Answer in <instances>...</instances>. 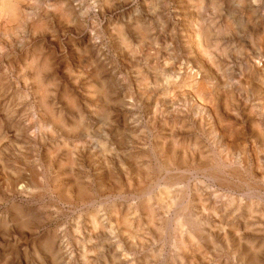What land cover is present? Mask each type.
Instances as JSON below:
<instances>
[{"label": "rangeland", "instance_id": "rangeland-1", "mask_svg": "<svg viewBox=\"0 0 264 264\" xmlns=\"http://www.w3.org/2000/svg\"><path fill=\"white\" fill-rule=\"evenodd\" d=\"M20 1H0V264H264V0Z\"/></svg>", "mask_w": 264, "mask_h": 264}, {"label": "bare ground", "instance_id": "bare-ground-1", "mask_svg": "<svg viewBox=\"0 0 264 264\" xmlns=\"http://www.w3.org/2000/svg\"><path fill=\"white\" fill-rule=\"evenodd\" d=\"M0 1H1L2 6H3V7H2V10H3V8H4V11L7 10L8 12H13V10H14V5H17V4H15V2L17 3L18 0H0ZM19 1H20V0H19ZM103 1H104V0H103ZM116 1H117V0H116ZM214 1H215V0H214ZM214 1H213V2H214ZM20 2H23V1H20ZM13 3H14V4H13ZM18 3H19V2H18ZM187 3H188V2H187ZM103 4L105 5V3H103ZM189 4H190V3H189ZM203 4H204V3H203ZM213 4H214V3H213ZM33 5H34V4H33ZM36 5H37V4H36ZM119 5H120V4H119ZM186 5H188V4H186ZM197 5H198V4H197ZM209 5H210V4H209ZM215 5H216V4H215ZM18 6H19V5H18ZM190 6H192V4H191ZM34 7H35V6H34ZM34 7H33V8H34ZM182 7H183V6H182ZM148 8H149V7H148ZM150 8H152V6H151ZM186 8H187V7H186ZM17 9H18V8H17ZM197 9H198V8H197ZM213 9H214V8H213ZM216 9H218V8H216ZM2 10H1V11H2ZM35 10H36V9H35ZM185 10H186V9H185ZM192 10H194V9H192ZM195 10H196V9H195ZM14 11H15V10H14ZM19 11H20V10H19ZM33 11H34V10H33ZM188 11H189V10H188ZM196 11H197V10H196ZM15 12H16V11H15ZM190 12H191V11H189V13H190ZM6 13H7V12H6ZM33 13H34V12H33ZM200 13H201V12H200ZM200 13H199V15H200ZM1 14H2V13H1ZM13 14H14V13H11V15H13ZM196 14H198V13H196ZM262 14H263V13H262ZM28 15H30V13H29ZM33 15H34V14H33ZM18 16H19V15H18ZM18 16L14 17V18L17 19ZM248 16H249V14H248ZM252 16H253V15H252ZM25 17H26V16H25ZM154 17H155V16H154ZM191 17H192V16H191ZM0 18H1V17H0ZM16 19H14V22H15ZM36 19H37V18H36ZM197 19H199V17H198ZM201 19L204 20V18H202V16H201ZM247 19H248V21H249L250 18H247ZM247 19H246V21H247ZM259 19H260V18H259ZM64 20H65V19H64ZM257 20H258V19H257ZM191 21H192V19H191ZM191 21H190V22H189V21H188V22L186 21V25H185L186 28H185V30H187L186 32L189 33V35H188L189 38H187V42L185 41V45H184V46H187V45L189 44L190 47H194L193 49L196 50V52L198 53V55H200V56L204 55V56H205V55H207V54H204L205 51L203 52V50H205V48H207V51H208V49H211V47H212V48L214 47V46H212V40H211V38H212V33H211V30L208 29V26H207V28H203V29H202V28H201V29H197V28L195 29V27H196V26H195V23H194V22H191ZM194 21L196 22V19H194ZM201 21H202V20H201ZM250 21H251V20H250ZM57 22H58V21H57ZM241 22H242V21H241ZM260 22H261V21H260ZM61 23H62V22H61ZM193 23H194V24H193ZM197 23H198V22H197ZM242 23H243V22H242ZM248 23H249V22H248ZM248 23H247V24H248ZM111 24H112V23H111ZM198 24H199V23H198ZM28 25H29V24H28ZM34 25H35V24H34ZM68 25H69V24H68ZM74 25H75V24H74ZM189 25H190L191 27H189ZM24 26H26V25H24ZM198 26L201 27L200 24H199ZM211 26H213V25H211ZM220 26H221V25H220ZM227 26H228V25H227ZM229 26H230V24H229ZM162 27H163V26H162ZM213 27H214V26H213ZM232 27H233V26H232ZM190 28H193L194 30L191 29L192 31H191V30L189 31L188 29H190ZM104 29H105V28H104ZM133 29H134V28H133ZM159 29H160V28H159ZM222 29H223V28H222ZM252 29H253V28H252ZM217 30H218V31H219V30L221 31V29H217ZM256 30H257V29H256ZM6 31H7V30H6ZM139 31H140V30H139ZM160 31H161V30H160ZM163 31H164V30H163ZM226 31H227V30H225V32H226ZM245 31H246V30H245ZM10 32H11V30H10ZM175 33H176V32H175ZM217 33H218V32H217ZM223 33H224V32H223ZM2 34H3V33H2ZM94 34H95V33H94ZM138 34H139V33H138ZM233 34H234V33H233ZM13 35H14V34H13ZM140 35H141V34H140ZM217 35H218V34H217ZM141 36H142V35H141ZM263 36H264V35H263ZM17 38H18V37H17ZM35 38H36V37H35ZM249 38H250V37H249ZM262 38H263V37H262ZM243 39H244V38H243ZM260 39H261V37H260ZM171 40H172V39H171ZM261 40H262V39H261ZM261 40H260V41H261ZM161 41H162V40H161ZM256 41H257V40H256ZM121 42H124V40L121 41ZM151 42H152V41H151ZM216 43H217V42H216ZM127 44H128V43H127ZM183 44H184V43H183ZM263 44H264V43H263ZM258 45H259V44H258ZM258 45H257V46H258ZM260 45L263 47L262 43H261ZM131 46H132V45H131ZM252 46H254V45H252ZM129 47H130V46H129ZM190 47H189V48H190ZM203 47H205V48L203 49ZM262 47H261V48H262ZM253 48L255 49V46H254ZM215 49H216V48H215ZM240 49H241V48H240ZM240 49H239V50H240ZM257 49H258V48H257ZM259 49H260V48H259ZM263 49H264V48H263ZM213 50H214V49H213ZM260 50H261V49H260ZM124 51H125V50H124ZM193 51H194V50H193ZM215 51H216V50H215ZM224 51H226V50H224ZM237 51H238V50H237ZM162 52H163V51H162ZM217 52H218V51H217ZM217 52H216V54H217ZM232 52H233V51H232ZM260 52H261V51H260ZM165 53H166V52H165ZM175 53H176V52H175ZM175 53H174V54H175ZM205 53H206V52H205ZM218 53H219V52H218ZM236 53H237V52H236ZM254 53H255V52H254ZM257 53H258V52H257ZM134 54H136V53H134ZM185 54H186V53H185ZM260 54H262V53H260ZM150 55H151V54H150ZM217 55H218V54H217ZM254 55H255V54H254ZM173 56H174V55H173ZM177 56H178V55H177ZM177 56H176V57H177ZM229 56H230V55H229ZM251 57H253V56H251ZM258 57L260 58V55L257 56V58H258ZM261 57H263V56H261ZM168 58H169V57H168ZM204 58H205V57H204ZM254 58H255V57H254ZM202 59H203V58H202ZM261 59H262V58H261ZM261 59H259V60L261 61ZM36 60H37V59H36ZM205 60H206V59H205ZM252 60H253V58H252ZM263 60H264V59H263ZM53 61H54V60H53ZM207 61H208V60H207ZM216 61H217V60H216ZM247 62H248V61H247ZM255 62H257V61H255ZM251 63H252V62H251ZM251 63H250V64H251ZM260 63H262V61H261ZM245 64H247V63H245ZM245 64H244V65H245ZM248 64H249V63H248ZM248 64H247V65H248ZM253 64H254V61H253ZM244 65H243V66H244ZM247 65H246V66H247ZM256 65H257V63H256ZM256 65H255V66H256ZM263 65H264V63H263ZM208 66H209V65H208ZM210 66H211V65H210ZM220 66H221V65H220ZM243 66H242V67H243ZM246 66H245V68L248 67V66H247V67H246ZM251 66H252V65H251ZM251 66H250V67H251ZM255 66H252V68L255 67ZM257 67L259 68L260 65L257 66ZM257 67H256V69H258ZM33 68H34V67H33ZM213 68H214V67H213ZM222 68H223V67H222ZM222 68H221V69H222ZM248 68H249V67H248ZM261 68H262V66H261ZM37 69H38V68H37ZM37 69H35L36 72H37ZM259 69H260V68H259ZM214 70H215V69H214ZM214 70H213V71H214ZM188 71H190V70H188ZM191 71H192V70H191ZM193 71H194V70H193ZM216 71H217V70H216ZM242 71H243V70H242ZM257 71H258V70H257ZM262 71H263V70H262ZM222 72H223V71H222ZM222 72H221V73H222ZM240 72H241V71H240ZM263 72H264V71H263ZM34 73H35V71H34ZM84 73H85V72H84ZM215 73H217V72H215ZM218 73H219V72H218ZM260 73H261V72H260ZM222 74H223V73H222ZM154 75H156V74H154ZM217 76H218V75H217ZM258 76H264V74H263V75H260V74H259ZM169 77H171V76H169ZM185 77H186V76H185ZM219 77H220V76H219ZM34 78H35V77H34ZM91 78H92V77H91ZM143 78H144V77H143ZM143 78H142V79H143ZM197 78H198V77H197ZM220 79H221V78H220ZM147 80H148V79H147ZM218 80H219V79H218ZM96 81H97V80H96ZM208 81H209V80H208ZM142 82H143V81H142ZM165 82H166V81H165ZM201 82H202V81H201ZM204 82H205V81H204ZM222 82H223V81H222ZM168 83H169V82H168ZM168 83H167V84H168ZM173 83H174V82H173ZM199 83H200V82H199ZM163 84H164V83H163ZM209 84H211V82H210ZM259 84H260V83H259ZM39 85H40V84H38V86H39ZM202 85H204L203 82L201 83V86H202ZM207 85H208V83H207ZM156 86H157V85H156ZM181 86H182V85H181ZM205 86H206V85H205ZM256 86H257V85H256ZM259 86H260V85H259ZM39 87H40V86H39ZM145 87H146V86H145ZM183 87H184V86H183ZM190 87H192V86H190ZM203 87H204V86H203ZM203 87L200 88V89H203ZM232 87H235V86L232 85ZM238 87H239V86H238ZM41 88H42V87H41ZM178 88H179V87H178ZM210 88H211V87H210ZM258 88H259V87H257V89H258ZM261 88H262V87H261ZM57 89H58V88H57ZM174 89H175V88H174ZM191 89H192V88H191ZM207 89H208V88H207ZM263 89H264V88H263ZM39 90H41V89H39ZM43 90H44V89H43ZM221 90H222V89H221ZM235 90H236V88H235ZM41 91H42V90H41ZM107 91H108V90H107ZM203 91H204V90H203ZM203 91H202V92H203ZM209 91L211 92V90H209ZM209 91L206 90V91L203 92V93H207V92H209ZM260 91H262V90H260ZM43 92H44V91H43ZM252 92H253V91H252ZM33 93H34V92H33ZM38 93H39V92H38ZM41 93H42V92H41ZM86 93H87V92H86ZM91 93H92V92H91ZM117 93H118V92H117ZM203 93H202V94H203ZM234 93H235V92H234ZM260 93H261V92H260ZM125 94H126V93H125ZM164 94H165V93H164ZM170 94H171V93H170ZM194 94H195V93H194ZM194 94H193V95H194ZM242 94H243V93H242ZM263 94H264V93H263ZM37 95H38V94H37ZM42 95H44V94H42ZM42 95H40V96H42ZM92 95H93V94H92ZM92 95H91V96H92ZM95 95H96V94H95ZM135 95H136V94H135ZM195 95H196V94H195ZM205 95H206V94H205ZM233 95H234V94H233ZM93 96H94V95H93ZM122 96H123V95H122ZM132 96H133V95H132ZM225 96H226V95H225ZM230 96H231V95H230ZM85 97H86V96H85ZM247 97H248V96H246V98H247ZM252 97H253V96H252ZM40 98H41V97H40ZM46 98H47V97H46ZM87 98H88V97H87ZM101 98H102V97H101ZM151 98H152V97H151ZM167 98H168V97H167ZM199 98H200V97H199ZM260 98H261V97H260ZM263 98H264V97H263ZM132 99H133V98H132ZM200 99H201V98H200ZM200 99H199V100H200ZM100 100H101V99H100ZM203 100H204V99H203ZM228 100H229V99H228ZM233 100H234V99H233ZM259 100H260V99H259ZM46 101H47V100H46ZM98 101H99V100H98ZM110 101H111V100H110ZM207 101H208V100H207ZM210 101H212V100H210ZM214 101H215V100H214ZM231 101H232V100H231ZM256 101H257V100H256ZM263 101H264V100H263ZM263 101H262V102H263ZM95 102H96V101H95ZM162 102H163V101H162ZM212 102H213V101H212ZM68 103H69V102H68ZM160 103H161V102H160ZM173 103H174V102H173ZM226 103H227V102H226ZM231 103H232V102H231ZM260 103H261V102H260ZM93 104H94V103H93ZM200 104H201V103H200ZM220 104H221V103H220ZM234 104H235V103H234ZM98 105H99V104H98ZM169 105H170V104H169ZM224 105H225V104H224ZM244 105H245V103H244ZM244 105H243V106H244ZM255 105H256V103H255ZM258 105H259V104H258ZM260 105H261V104H260ZM43 106H44V105H43ZM225 106H226V105H225ZM126 107H127V106H126ZM200 107H201V106H200ZM202 107H204V106L202 105ZM213 107H214V106H213ZM226 107H227V106H226ZM102 108H103V107H102ZM237 108H238V107H237ZM244 108H245V107H244ZM92 109H93V108H92ZM122 109H123V108H122ZM209 109H210V108H209ZM225 109H226V108H225ZM225 109H224V110H225ZM254 109H255V108H254ZM261 109H262V108H261ZM54 110H55V109H54ZM101 110H102V109H101ZM106 110H107V109H106ZM197 110H198V109H197ZM210 110H211V109H210ZM255 110H256V109H255ZM88 111H90V109H89ZM94 111H95V110H94ZM120 111H121V110H120ZM155 112H156V111H155ZM225 112H226V111H225ZM144 113H145V112H144ZM261 113H262V112H261ZM263 113H264V112H263ZM92 114H93V112H92ZM97 114H98V113H97ZM227 114H229L228 111H227ZM169 115H170V114H169ZM178 115H180V114L178 113ZM107 116H108V115H107ZM80 117H81V116H80ZM95 117H96V116H95ZM164 117H165V116H164ZM208 117H209V116H208ZM214 117H215V116H214ZM200 118H201V117H200ZM249 119H250V118H249ZM217 120H218V119H217ZM173 121H174V120H173ZM195 121H196V120H195ZM207 121H208V120H207ZM216 123H218V122H216ZM225 123H226V122H225ZM40 124H41V123H40ZM61 124H62V123H61ZM144 124H145V123H144ZM184 125H185V124H184ZM204 125H205V124H204ZM210 125H211V124H210ZM40 126H41V125H40ZM49 126H50V125H49ZM165 126H166V125H165ZM222 126H223V125H222ZM62 127H63V126H62ZM125 127H126V126H125ZM163 127H164V126H163ZM75 128H76V127H75ZM75 128H74V131H75V130L77 131V129H75ZM43 129H44V128H43ZM72 129H73V128H71V130H72ZM90 129H91V128H90ZM123 129H124V128H123ZM256 129H258V128H256ZM87 130H88V129H87ZM174 130H175V129H174ZM217 130H218V129H217ZM231 130H232V129H231ZM249 130H250V129H249ZM107 131H108V130H107ZM175 131H176V130H175ZM212 131H213V130H212ZM67 132H68V131H67ZM69 132H70V131H69ZM78 132H79V131H78ZM81 132H82V131H81ZM197 132H198V131H197ZM255 132H256V131H255ZM79 133H80V132H79ZM84 133H85V131H84ZM170 133H171V131H170ZM254 134H255V133H254ZM68 135H69V134H68ZM200 135H201V134H200ZM214 135H215V134L213 133V136H214ZM89 136H90V135H89ZM211 136H212V135H211ZM236 136H238V135H236ZM209 137H210V136H209ZM104 138H105V137H104ZM212 138H213V137H212ZM223 138H224V137H223ZM214 139H215V138H214ZM169 140H170V139H169ZM171 140H172V139H171ZM173 140H174V139H173ZM173 140H172V143H174ZM219 140H220V139H219ZM160 141H161V140H160ZM169 142H170V141H169ZM184 142H185V141H184ZM233 142H234V141H233ZM167 143H168V142H167ZM170 143H171V142H170ZM252 143H253V142H252ZM260 143H261V142H260ZM160 145H161V144H160ZM170 145H171V144H170ZM210 145H211V144H210ZM224 145H225V144H224ZM229 145H230V144H229ZM251 145H252V144H251ZM83 146H84V145H83ZM172 146H174V145H172ZM172 146H171V147H172ZM242 146H243V144H242ZM73 147H74V146H73ZM98 147H100V146H98ZM58 148H59V147H58ZM180 148H181V147H180ZM225 148H226V147H225ZM228 148H229V147H228ZM228 148H227V149H228ZM69 149H70V148H68L67 150H69ZM145 149H146V148H145ZM167 149H168V148H167ZM241 149H242V147H241ZM77 150H78V149H77ZM101 150H103V149H101ZM163 150H164V149H163ZM177 150H178V149H177ZM109 151H110V150H109ZM182 151H183V150H182ZM250 151H251V150H250ZM261 151H262V149H261ZM50 152H51V151H50ZM105 152H106V150H105ZM215 152H216V151H215ZM224 152H225V151H224ZM235 152H236V151H235ZM241 152H242V151H241ZM262 152H263V151H262ZM103 153H104V152H103ZM109 153H110V152H109ZM233 153H234V152H233ZM237 153H239V152H237ZM260 153H261V152H260ZM260 153H259V154H260ZM93 154H94V153H93ZM200 154H201V153H200ZM225 154H226V153H225ZM227 154H228V153H227ZM229 154H230V153H229ZM229 154H228L227 156H229ZM242 154H243V153H242ZM244 154H245V153H244ZM244 154H243V155H244ZM254 154H256V153H254ZM189 155H190V154H189ZM196 155H197V154H196ZM236 155H237V154H236ZM239 155H240V154H238L237 156H239ZM263 155H264V154H263ZM104 156H105V155H104ZM107 156H108V155H107ZM190 156H191V155H190ZM200 156H201V155H200ZM200 156H199V157H200ZM223 156H225V155H223ZM223 156H222V157L220 156V157L223 158ZM232 156H233V155H232ZM232 156L230 155L231 158H232ZM256 156H257V155H256ZM260 156H261V155H260ZM21 157H22V156H21ZM101 157H102V156H101ZM108 157H109V156H108ZM135 157H136V156H135ZM233 157H234V156H233ZM245 157H246V156H245ZM252 157H253V156H252ZM165 158H166V157H165ZM202 158H203V157H202ZM202 158L200 159V161L202 160ZM221 158H220V161H222ZM225 158H226V157H225ZM242 158H243V156H242ZM256 158H257V157H256ZM69 159H70V158H69ZM91 159H92V158H91ZM103 159H105V158H103ZM229 159H230V158H229ZM258 159H259V158H258ZM139 160H140V159H139ZM182 160H183V159H182ZM182 160H181V161H182ZM189 160H190V159H189ZM193 160H194V159H193ZM245 160H246V159H245ZM4 161H5V160H4ZM99 161H100V159H99ZM104 161H106V160H104ZM133 161H134V160H133ZM137 161H138V160H137ZM137 161H136V162H137ZM198 161H199V160H198ZM200 161H199V162H200ZM204 161H205V160H204ZM231 161H232V160H231ZM241 161H242V160H241ZM118 162H119V161H118ZM136 162H134V163H136ZM227 162H228V160H227ZM236 162H237V161H236ZM256 162H258V160H257ZM66 163H67V162H66ZM119 163H120V162H119ZM131 163H132V162H131ZM204 163H206V161H205ZM223 163H224V162H223ZM198 164H199V163H198ZM213 164H214V163H213ZM153 165H154V164H153ZM168 165H169V164H168ZM221 165H222V164H221ZM249 165H250V164H249ZM256 165H257V164H256ZM106 166H107V164L105 165V168H107ZM136 166H137V165H136ZM149 166H150V165H149ZM180 166H181V165H180ZM4 167H5V166H4ZM59 167H60V166H59ZM99 167H100V166H99ZM129 167H130V166H129ZM205 167H206V166H205ZM210 167H211V166H210ZM119 168H122V167H119ZM70 169H71V168H70ZM122 169H124V168H122ZM245 169H246V168H245ZM256 169H257V168H256ZM5 170H6V169H5ZM141 170H142V169H141ZM195 170H196V169H195ZM250 170H251V169H250ZM259 170H260V169H259ZM107 171H108V170H107ZM122 171H123V170H122ZM207 171H208V170H207ZM101 173H102V172H101ZM169 173H170V172H169ZM205 173H206V172H205ZM242 173H243V172H242ZM260 173H261V172H260ZM71 174H72V173H71ZM217 174H218V173H217ZM53 175H54V174H53ZM137 176H138V175H137ZM112 177H113V176H112ZM114 177H115V176H114ZM141 177H142V176H141ZM178 177H179V176H178ZM178 177H177V178H178ZM243 177H244V176H243ZM248 177H249V176H248ZM171 178H173V177H171ZM59 179H60V178H59ZM68 179H69V178H68ZM71 179H72V178H71ZM160 179H161V178H160ZM179 179H180V178H179ZM244 179H245V178H244ZM213 180H214V179H213ZM257 180H258V179H257ZM25 181H26V180H25ZM87 181H89V180H87ZM136 181H138V180H136ZM171 181H172V180H171ZM242 181H243V180H242ZM262 181H263V180H262ZM72 182H73V181H72ZM94 182H95V181H94ZM153 182H154V181H153ZM239 182H240V181H239ZM239 182H238V183H239ZM174 183H175V182H174ZM219 183L221 184V182H219ZM238 183H237V184H238ZM240 183H241V182H240ZM247 183H248V182H247ZM101 184H102V183H101ZM158 184H159V183H158ZM170 184H171V183H170ZM234 184H235V183H234ZM234 184H233V185H234ZM258 184H259V183H258ZM226 185H227V184H226ZM250 185H251V184H250ZM35 186H36V185H35ZM101 186H102V185H101ZM130 186H131V185H130ZM130 186H129V188H130ZM8 187H9V186H8ZM140 187H141V185H140ZM148 187H149V186H148ZM154 187H155V186H154ZM183 187H184V186H183ZM202 187H203V186H202ZM233 187H234V186H233ZM243 187H244V186H243ZM178 188H179V187H178ZM203 188H204V187H203ZM203 188H202V189H203ZM7 189H8V188H7ZM162 189H163V188H162ZM164 189H165V188H164ZM229 189H230V186H229ZM258 189H259V188H258ZM261 189H262V188H261ZM263 189H264V188H263ZM263 189H262V190H263ZM55 190H56V189H55ZM211 190H212V189H211ZM214 190H215V189H214ZM247 190H248V189H247ZM28 191H29V190H28ZM34 191H35V190H34ZM121 192H122V190H121ZM157 192H158V191H157ZM240 192H241V191H240ZM245 192H246V191H245ZM257 192H258V191H257ZM168 193H169V192H168ZM206 193H207V191H206ZM40 194H41V193H40ZM133 194H134V193H133ZM208 194H209V193H208ZM135 195H136V194H135ZM197 195H198V194H197ZM129 196H130V195H129ZM136 196H137V195H136ZM167 196H168V195H167ZM167 196H166V197H167ZM232 196H233V195H232ZM98 197H99V196H98ZM144 197H145V196H144ZM154 197H155V196H154ZM156 197H157V196H156ZM168 197H169V196H168ZM182 197H184V196H182ZM197 197H198V196H197ZM242 197H243V196H242ZM152 198H153V197H152ZM177 198H178V197H177ZM179 198H180V197H179ZM199 198H200V197H199ZM92 199H93V198H92ZM165 199H166V198H165ZM201 199H202V198H201ZM203 199H204V198H203ZM225 199H226V198H225ZM235 199H236V198H235ZM146 200H148V198H146ZM181 200H183V199H181ZM214 200H215V199H214ZM115 201H116V200H115ZM149 201H150V200H149ZM199 201H200V200H199ZM202 201H203V200H202ZM239 201H240V200H239ZM241 201H242V200H241ZM241 201H240V202H241ZM141 202H142V201H141ZM165 202H166V201H165ZM169 202H170V201H169ZM169 202H168V203H169ZM207 202H208V201H207ZM230 202H231V201H230ZM83 203H84V202H83ZM162 203H163V200H162ZM191 203H192V202H191ZM199 203H200V202H199ZM199 203H198V204H199ZM106 204H107V203H106ZM113 204H114V203H113ZM121 204H122V203H121ZM146 204H147V201H146ZM172 204H173V203H172ZM196 204H197V203H196ZM213 204H214V203H213ZM202 205H204V204H201V206H202ZM164 206H166V205H164ZM204 206H205V205H204ZM230 206H231V205H230ZM115 207H116V206H115ZM155 207H156V206H155ZM172 207H173V205H172ZM128 208H129V207H128ZM128 208H127V209H128ZM130 208H131V207H130ZM160 208H161V207H159V209H160ZM179 208H180V206H179ZM207 208H208V207H207ZM262 208H263V207H262ZM110 209H111V208H110ZM115 209H117V208H115ZM157 209H158V208H157ZM159 209H158V210H159ZM210 209H211V208H210ZM244 209H245V208H244ZM130 210H131V209H130ZM151 210H153V208H152ZM151 210H150V212H151ZM161 210H162V209H161ZM161 210H159V211H161ZM170 210H171V209H170ZM201 210H202V209H201ZM222 210H223V209H222ZM12 211H13V210H12ZM83 211H84V210H83ZM111 211H112V210H111ZM114 211H115V210H114ZM120 211H121V210H120ZM195 211H196V210H195ZM203 211H204V210H203ZM112 212H113V211H112ZM215 212H216V210H215ZM219 212H220V211H219ZM113 213H115V212H113ZM113 213H112V214H113ZM140 213H141V212H140ZM145 213H146V212H145ZM152 213H155V212L153 211ZM149 214H150V213H148L147 216H149ZM204 214H205V213H204ZM248 214H249V213H248ZM110 215H111V214H110ZM132 215H133V214H132ZM141 215H142V214H141ZM152 215H153V214H152ZM187 215H188V214H187ZM198 215H199V214H198ZM249 215H250V214H249ZM249 215H248V216H249ZM119 216H120V215H119ZM154 216H155V215H154ZM192 216H193V214H192ZM196 216H197V215H196ZM201 216H202V215H201ZM104 217H105V216H104ZM145 217H146V216H145ZM145 217H144V218H145ZM150 217H151V216H150ZM150 217H149V218H150ZM215 217H216V216H215ZM259 217H260V216H259ZM95 218H96V217H95ZM119 218H121V217H119ZM130 218H131V217H130ZM149 218H148V219H149ZM181 218H182V217H181ZM188 218H189V217H188ZM188 218L186 219L187 222H188ZM198 218H199V217H198ZM109 219H110V218H109ZM117 219H118V218H117ZM121 219H122V218H121ZM152 219H153V220H152ZM154 219H156V218H151L152 221H154ZM191 219L193 220V219H195V218H191ZM205 219H206V218H205ZM1 220H2V219H1ZM103 220H105V219L103 218ZM128 220H129L128 217H127V216H126V217L124 216V221H123V222H124V223H125V222L128 223ZM220 220H221V219H219V221H220ZM240 220H241V219H240ZM248 220H249V219H248ZM21 221H22V220H21ZM23 221H24V220H23ZM129 221H130V220H129ZM152 221H151V222H152ZM216 221H217V220H216ZM99 222H100V220H99ZM105 222H106V221H105ZM119 222H120V221H119ZM148 222H150V221H148ZM148 222H147V223H148ZM151 222H150V223H151ZM154 222H155V221H154ZM121 223H122V222H121ZM179 223H180V222H179ZM95 224H96V222H95ZM95 224H93V226H94ZM99 224H100V223H99ZM111 224H112V223H111ZM111 224H110V225H111ZM114 224H116V223H114ZM156 224H157V223H156ZM199 224H200V223H199ZM76 225H77V224H76ZM97 225H98V224H97ZM117 225H118V224H117ZM127 225H128V224H127ZM131 225H132V224H131ZM138 225H139V224H138ZM176 225H177V224H176ZM196 225H197V224H196ZM220 225H221V224H220ZM90 226H91V225H90ZM93 226H92V227H93ZM101 226H102V224H101ZM103 226H104V225H103ZM103 226H102V228H103ZM108 226H109V224H108L107 226H105V227H108ZM111 226H112V225H111ZM135 226H136V225H135ZM139 226H140V225H139ZM166 226H167V225H166ZM181 226H182V225H181ZM207 226H208V225H207ZM92 227H91V229H92ZM109 227H110V226H109ZM112 227H113V226H112ZM154 227H155V226H154ZM176 227H177V226H176ZM179 227H180V226H179ZM199 227H200V226H199ZM23 228H24V227H23ZM114 228H115V227H114ZM155 228H156V227H155ZM158 228H160V227H158ZM181 228H182V227H181ZM247 228H248V227H247ZM247 228H245V229H247ZM75 229H76V228H75ZM108 229H109V228H108ZM128 229H129V231H130V228H128ZM133 229H134V228H133ZM135 229H136V228H135ZM152 229H153V228H152ZM176 229H177V228H176ZM176 229H175V230H176ZM194 229L197 230V228H193V231H194ZM202 229H204V228H202ZM210 229H212V228H210ZM220 229H221V228H220ZM220 229H219V230H220ZM111 230H112V229H111ZM131 230H132V229H131ZM148 230H149V229H148ZM171 230H172V228H171ZM179 230H181V229H179ZM213 230H214V229H213ZM250 230H251V229H250ZM77 231H78V230H77ZM90 231H91V230H90ZM108 231H110V230H108ZM133 231H134V230H133ZM133 231H132V233H133ZM150 231H151V230H150ZM184 231H185V230H184ZM193 231H192V232H193ZM202 231H203V230H202ZM207 231H208V230H207ZM112 232H113V231H111V233H112ZM134 232H135V231H134ZM139 232H140V231H139ZM178 232H179V231H178ZM180 232H181V231H180ZM192 232L190 231V233H192ZM199 232H200V234H201V231H199ZM199 232H197L196 235H198ZM227 232H228V231H227ZM103 233H104V232H103ZM106 233H107V232H106ZM161 233H162V232H161ZM194 233H195V232H194ZM203 233H204V232H203ZM203 233H202V234H203ZM209 233H210V232H209ZM213 233H214V232H213ZM79 234H80V233H79ZM95 234H96V233H95ZM107 234H108V233H107ZM126 234H127V233H126ZM130 234H131V233H130ZM135 234H136V233H135ZM202 234H201V235H202ZM205 234H206V233H205ZM226 234H227V233H226ZM132 235H133V234H132ZM132 235H131V236H132ZM203 235H204V234H203ZM208 235H210V234H208ZM208 235H204V236H206L205 238L208 239V237H209ZM118 236H119V235H118ZM131 236H130V237H131ZM159 236H160V235H159ZM187 236H188V240H189L190 237H189V235H187ZM207 236H208V237H207ZM238 236H239V235H238ZM101 237H102V236H101ZM121 237H123V236H121ZM133 237H134V236H133ZM135 237H136V236H135ZM135 237H134V238H135ZM160 237H161V236H160ZM160 237H159V238H160ZM200 237H201V236H199V238H200ZM234 237H235V236H234ZM55 238H56V237H55ZM127 238H128V237H127ZM164 238H165V237H164ZM210 238H211V236H210ZM216 238H217V237H216ZM235 238H236V237H235ZM128 239H129V238H128ZM148 239H149V238H148ZM223 239H224V238H223ZM86 240H87V239H86ZM88 240H90V239H88ZM176 240H177V238H176ZM91 241H92V240H91ZM109 241H110V240H109ZM179 241L181 242V240H179ZM185 241H186V240H185ZM238 241H239V240H238ZM86 242H87V241H86ZM153 242H154V241H153ZM182 242H183V241H182ZM211 242H212V241H211ZM223 242H224V241H223ZM235 242H236V241H235ZM239 242H241V240H240ZM256 242H257V241H256ZM93 243H94V242H93ZM105 243H106V242H105ZM107 243H108V242H107ZM110 243H111V241H110ZM110 243H109V244H110ZM114 243H115V242H114ZM174 243H175V242H174ZM185 243H187V242H185ZM195 243H196V241H195ZM83 244H84V243H83ZM85 244H86V243H85ZM103 244H104V243H103ZM117 244H118V243H117ZM121 244H122V243H121ZM121 244H120V245H121ZM190 244H191V243H190ZM193 244H194V243H193ZM79 245H80V244H79ZM118 245H119V244H118ZM194 245H195V244H194ZM86 246H87V245H86ZM134 246H135V245H134ZM134 246H133V247H134ZM160 246H161V245H160ZM183 246H185V245L182 244L181 247H183ZM162 247H163V246H162ZM164 247H165V246H164ZM178 247H180V246H178ZM187 247H188V246H187ZM187 247H186V248H187ZM195 247H196V246H195ZM258 247H259V246H258ZM262 247H263V246H262ZM193 248H194V247H193ZM196 248H197V247H196ZM198 248H199V247H198ZM119 249H120V248H119ZM121 250H122V249H121ZM134 250H135V249H134ZM156 250H157V249H156ZM159 250H161V248H160ZM191 250H192V248H191ZM195 250H196V249H195ZM209 250H210V249H209ZM249 250H250V249H249ZM129 251H130V250H129ZM138 251H139V250H138ZM175 251L177 252V250H175ZM221 251H222V250H221ZM162 252H163V251H162ZM182 252H183V251H182ZM188 252H189V250H188ZM247 252H248V250H247ZM257 252H258V251H257ZM257 252H255V250L253 251V249L250 251L251 256H252V258H254V260H257V258H258V254H260V253H257ZM259 252H260V251H259ZM83 253H84V252H83ZM126 253H128V252H126ZM158 253H159V252H158ZM179 253H180V252H179ZM197 253H198V252H197ZM224 253H225V252H224ZM45 254H46V253H45ZM66 254H67V253H66ZM113 254H114V253H113ZM123 254H124V253H123ZM195 254H196V253H195ZM226 254H227V253H226ZM90 255H91V254H90ZM159 255H160V253H159ZM229 255H230V254H229ZM260 255H261V254H260ZM161 256H162V255H161ZM202 256H203V255H202ZM249 256H250V255H249ZM141 257H142V256H141ZM153 257H154V256H153ZM159 257H160V256H159ZM187 257H188V256H187ZM259 257H260V256H259ZM110 258H111V257H110ZM118 258H119V257H118ZM128 258H129V257H128ZM192 258H193V257H192ZM233 258H234V257H233ZM87 259H88V258H87ZM115 259H116V258H115ZM151 259H152V258H151ZM153 259H154V258H153ZM155 259H156V258H155ZM155 259H154V260H155ZM177 259H178V258H177ZM190 259H191V258H190ZM193 259H194V258H193ZM200 259H201V258H200ZM236 259H237V258H236ZM5 260H6V259H5ZM37 260H38V259H37ZM89 260H90V259H89ZM112 260H113V259H112ZM154 260H153V261H154ZM171 260H172V259H171ZM252 260H253V259H252ZM123 261H124V260H123ZM177 261H178V260H177ZM193 261H194V260H193ZM48 262H49V261H48ZM52 262H53V261H52ZM140 262H141V261H140ZM147 262H148V261H147ZM155 262H156V261H155ZM256 262H257V261H256ZM259 262H260V261H259ZM259 262H257V263L259 264ZM121 263H122V262H121ZM174 263H175V262H174ZM146 264H147V263H146ZM149 264H150V263H149ZM170 264H171V263H170ZM240 264H241V263H240Z\"/></svg>", "mask_w": 264, "mask_h": 264}]
</instances>
